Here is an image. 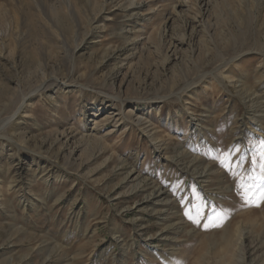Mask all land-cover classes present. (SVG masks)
<instances>
[{
    "label": "rangeland",
    "instance_id": "374dc122",
    "mask_svg": "<svg viewBox=\"0 0 264 264\" xmlns=\"http://www.w3.org/2000/svg\"><path fill=\"white\" fill-rule=\"evenodd\" d=\"M45 1L0 0V264H264V1Z\"/></svg>",
    "mask_w": 264,
    "mask_h": 264
},
{
    "label": "bare ground",
    "instance_id": "6f19581e",
    "mask_svg": "<svg viewBox=\"0 0 264 264\" xmlns=\"http://www.w3.org/2000/svg\"><path fill=\"white\" fill-rule=\"evenodd\" d=\"M55 1V0H54ZM58 2L57 3H59V5H60V3H61V6H62V8H63V10L65 11V14H66V16L74 23V26H75V28H78V27H80V22H79V18H78V14H77V10H76V7H75V3H74V0H57ZM205 1V0H204ZM244 1V0H243ZM251 1V0H250ZM254 1V0H253ZM258 1V0H257ZM261 1H264V0H259V3L261 2ZM56 2V1H55ZM104 2H105V0H104ZM201 2V1H200ZM142 3V2H141ZM258 3V4H259ZM6 4V3H5ZM4 3H1L0 4V12L1 11H4V10H7L8 8H7V6L5 5ZM12 5H10V4H7L8 5V7H9V5L10 6H12V10L11 11H13L14 10V12H15V14H17V16H20V18L19 17H17V18H19V21L17 22V27H21V26H23V25H32L33 24V22H31V19H27L26 17L28 16V10L30 9V8H32V6H35V7H37L39 10H40V12L42 11V15L44 16L43 17V22L41 23V25L43 26L44 25V27H49V28H55V27H57V24L54 22V20H52V18H51V13H55L56 15H59V16H61V14L59 13L60 11L59 10H57L59 7H57V4H56V6L55 7H53L52 5V7L53 8H49V6H48V3L45 1V0H13V3H11ZM42 5H44L45 6V10L42 8ZM130 5V4H129ZM128 5V6H129ZM139 5V4H138ZM142 5V4H141ZM205 5V4H204ZM131 6V5H130ZM143 6V5H142ZM136 7L138 8V6L136 5ZM204 7V6H203ZM125 8H128V7H125ZM133 8V7H132ZM36 9V8H35ZM37 9V10H38ZM8 11H10V9H8ZM129 11H130V9H129ZM201 11V10H200ZM176 12V11H175ZM4 13H6L7 14V12H5L4 11ZM4 13H2V14H4ZM10 13V12H9ZM8 13V14H9ZM126 13V12H125ZM202 13V12H201ZM131 14H133V13H131ZM1 15V14H0ZM12 15H13V13H12ZM129 15V14H128ZM138 15V14H137ZM130 16V15H129ZM203 16V15H202ZM15 18H16V16H15ZM3 20V19H2ZM17 20V19H16ZM4 24H5V26L4 27H6V31L8 30V31H10V30H12L13 29V27H14V24H13V22L11 21V20H9V19H4ZM16 24V23H15ZM243 55L244 54H240V55H238V56H236V57H234L231 61L232 62H235V64H237L238 62H239V60L243 57ZM263 56H264V54H263ZM228 71V70H227ZM223 73V75H225L227 78H228V75L229 74H226V72L224 71V72H222ZM232 77V76H231ZM232 79V82H233V84L235 83L234 82V79H233V77L231 78ZM201 80V79H200ZM64 82H66V81H64ZM61 83V86H63L64 88H66V83ZM223 83V82H222ZM237 83V82H236ZM49 84V83H48ZM235 85V84H234ZM48 87V86H47ZM42 90V89H41ZM63 91V90H62ZM251 97V96H250ZM114 98H117V99H120V97H115L114 96ZM22 99V102H21V104H19L20 106L17 108V110L15 111V113L13 114V116L11 115V117L9 118V121L7 122L9 125L10 124H14L16 121H21V120H23V119H25L24 118V116H22L21 115V112H23L22 110H24V108L26 107V105H27V101H28V98H27V96L26 95H23V97L21 98ZM156 101V100H155ZM254 102V101H253ZM263 106V105H262ZM264 107V106H263ZM263 109V108H262ZM151 110V109H150ZM158 110H159V108H158ZM125 112L124 113H126L124 116L126 117V122L125 123H127V121H129V124H130V126L132 127V128H135V127H137L138 129H140L141 127H143L144 128V130H146V129H148V128H150L151 129V126H152V124H151V121L149 120V119H147L146 117H144L143 115H141V116H138L137 115V113L135 112V110H133V109H130V110H128V112H126V110H124ZM117 113V112H116ZM23 114V113H22ZM115 114V113H114ZM119 115V114H118ZM96 116H98L96 113L94 114V117H96ZM97 118V117H96ZM96 118H94V126H93V128H96V129H102L109 121L111 122H114V128H117L118 127V122L120 121V119H118V118H116L115 116L114 117H111V118H106L105 120H103V121H99V119H96ZM86 121H87V116H86V119H85ZM19 121V122H20ZM23 122V121H22ZM7 123L2 127V129L7 125ZM124 123V124H125ZM19 124H21V123H19ZM8 125V126H9ZM17 126V125H16ZM129 126V127H130ZM130 127V128H131ZM87 127H85V129H86ZM92 128V129H93ZM259 128L261 129V127H258V130H259ZM88 129V128H87ZM142 129V128H141ZM12 130V129H11ZM89 130V129H88ZM143 130V129H142ZM141 130V131H142ZM154 130V129H153ZM139 131V130H138ZM147 131V130H146ZM145 132V131H144ZM155 132V131H154ZM152 133V132H151ZM93 134V133H92ZM82 136V135H81ZM80 136V137H81ZM150 136V135H149ZM96 137V136H95ZM94 136H92L90 133H84L83 134V136L81 137V138H79V149H77V150H79V151H83L84 153H86L88 156L90 155V157L88 158V160L89 159H92L95 155H96V152H97V149H102V146L100 145V143H99V141L95 138ZM152 137V136H151ZM10 138V137H9ZM12 139V138H11ZM76 150V151H77ZM75 152H73V154H74ZM91 154H92V156H91ZM70 158H71V156H70ZM70 158H69V160H70ZM123 162H121V164H122ZM81 166V165H80ZM135 166V165H134ZM123 169V168H122ZM129 172V171H128ZM127 175V174H126ZM129 176H130V174H128ZM128 176V177H129ZM139 176V175H138ZM127 179V178H126ZM139 179V178H138ZM44 181H45V179H44ZM126 181V180H125ZM136 181V180H135ZM142 181V180H141ZM144 181V180H143ZM137 182V181H136ZM46 183H51L50 181H46ZM135 183V182H134ZM140 184V183H139ZM132 185H134V184H132ZM137 185V184H136ZM141 185V184H140ZM140 185H138V186H140ZM13 185H11V188H13L12 187ZM142 186V185H141ZM145 186V185H144ZM148 187V186H147ZM141 188V187H140ZM151 188V187H150ZM146 190H147V188H145ZM149 189V188H148ZM155 189V188H154ZM139 190H141V189H139ZM155 190H157V189H155ZM146 193V192H145ZM148 193V192H147ZM149 194V193H148ZM148 194H147V196H148ZM153 194V193H152ZM159 194V193H158ZM150 195V194H149ZM145 197V196H144ZM151 197V196H150ZM147 198V197H146ZM156 199V198H155ZM156 201H157V199H156ZM164 201V200H163ZM153 202V201H152ZM138 203V202H137ZM164 203V202H163ZM166 208V207H165ZM168 208V207H167ZM169 219V218H168ZM161 225V224H160ZM165 225V224H164ZM171 227V226H170ZM169 227V228H170ZM168 228V227H167ZM230 242V241H229ZM233 244V243H232ZM239 244V243H238ZM241 244V243H240ZM231 249V248H230ZM174 250V249H173ZM230 252V251H229ZM167 254V253H166ZM165 254V255H166ZM172 254H173V252H172ZM164 256V255H163ZM167 256V255H166ZM162 257V256H161ZM169 256H167V258H168ZM163 258V257H162ZM163 260H165V259H163ZM167 260H169V259H167Z\"/></svg>",
    "mask_w": 264,
    "mask_h": 264
},
{
    "label": "snow or ice",
    "instance_id": "6c2138e0",
    "mask_svg": "<svg viewBox=\"0 0 264 264\" xmlns=\"http://www.w3.org/2000/svg\"><path fill=\"white\" fill-rule=\"evenodd\" d=\"M253 164H256V161H253ZM258 167H259V169L262 171V172H264V154H262V160H261V162L257 165ZM255 197V194L253 195V197L252 198H254ZM259 197H260V200L262 201V202H264V191H261V192H259ZM186 215H188L187 213H185ZM189 218H191L190 216H189ZM198 225L200 224V221L199 220H197V221H195Z\"/></svg>",
    "mask_w": 264,
    "mask_h": 264
}]
</instances>
